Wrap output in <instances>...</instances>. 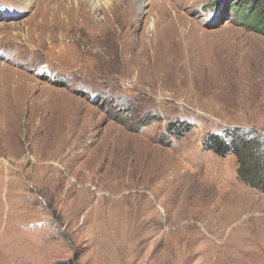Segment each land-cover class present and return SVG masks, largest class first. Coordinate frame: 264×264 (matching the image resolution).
Returning a JSON list of instances; mask_svg holds the SVG:
<instances>
[{
  "label": "rangeland",
  "instance_id": "374dc122",
  "mask_svg": "<svg viewBox=\"0 0 264 264\" xmlns=\"http://www.w3.org/2000/svg\"><path fill=\"white\" fill-rule=\"evenodd\" d=\"M97 1L0 0V264H264V193L204 148L264 138V34Z\"/></svg>",
  "mask_w": 264,
  "mask_h": 264
},
{
  "label": "trees",
  "instance_id": "16d2710c",
  "mask_svg": "<svg viewBox=\"0 0 264 264\" xmlns=\"http://www.w3.org/2000/svg\"><path fill=\"white\" fill-rule=\"evenodd\" d=\"M262 4H264V0H231L226 3V12H232L237 24L247 26L252 32L264 34V8H261ZM189 129V126L182 129L171 124L168 127V132L171 134L180 133L183 136ZM230 130L231 133H227L228 138L227 136L210 135L204 145L205 150L223 158L230 154L235 155L239 163L237 170L239 179L264 193L263 136L247 134L238 129ZM68 264H78V258L74 256Z\"/></svg>",
  "mask_w": 264,
  "mask_h": 264
},
{
  "label": "bare ground",
  "instance_id": "6f19581e",
  "mask_svg": "<svg viewBox=\"0 0 264 264\" xmlns=\"http://www.w3.org/2000/svg\"><path fill=\"white\" fill-rule=\"evenodd\" d=\"M28 1V3H32L33 2V0H27ZM72 1V0H71ZM86 1V0H85ZM90 1V6H93L94 7V9H97L98 7H99V1H95V0H89ZM77 2V1H76ZM108 1H106L105 3H107ZM67 3V2H66ZM88 3V2H87ZM101 5V4H100ZM86 7V6H85ZM58 9V8H57ZM62 14V13H61ZM36 28V27H35ZM41 30V29H40ZM62 35V34H61ZM40 165V164H39ZM55 165V164H54ZM119 176H121V175H119ZM85 183V182H84ZM129 184V183H128ZM123 185V184H122ZM129 185H131V184H129ZM138 185V184H137ZM140 185H142V184H140ZM85 186V185H84ZM126 186V185H125ZM86 187V186H85ZM121 187V186H120ZM119 187V188H120ZM122 189V188H121ZM99 190H101V189H99ZM105 190V189H104ZM118 190V189H117ZM127 190V189H126ZM129 190V189H128ZM131 190V189H130ZM132 190H134V189H132ZM137 190V189H136ZM143 190V189H142ZM102 191V190H101ZM100 191V192H101ZM106 191V190H105ZM104 191V192H105ZM122 191H125V190H122ZM121 192V191H120ZM119 194V193H118ZM116 196V195H115Z\"/></svg>",
  "mask_w": 264,
  "mask_h": 264
}]
</instances>
